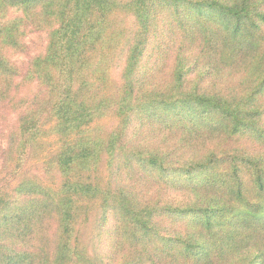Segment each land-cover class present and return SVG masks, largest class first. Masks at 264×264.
I'll use <instances>...</instances> for the list:
<instances>
[{
	"label": "trees",
	"instance_id": "16d2710c",
	"mask_svg": "<svg viewBox=\"0 0 264 264\" xmlns=\"http://www.w3.org/2000/svg\"><path fill=\"white\" fill-rule=\"evenodd\" d=\"M0 264H264V0H0Z\"/></svg>",
	"mask_w": 264,
	"mask_h": 264
},
{
	"label": "rangeland",
	"instance_id": "374dc122",
	"mask_svg": "<svg viewBox=\"0 0 264 264\" xmlns=\"http://www.w3.org/2000/svg\"><path fill=\"white\" fill-rule=\"evenodd\" d=\"M33 38V40H32ZM31 42H32V51H36L38 53L40 52H43L44 50V47L46 45V39L45 37H43L42 35H36V34H33L31 36ZM24 59V57H18L17 58V62H21L22 60ZM35 167H38V164L35 163V164H32V161H27L26 162V165H25V168L32 171L33 169H35Z\"/></svg>",
	"mask_w": 264,
	"mask_h": 264
}]
</instances>
